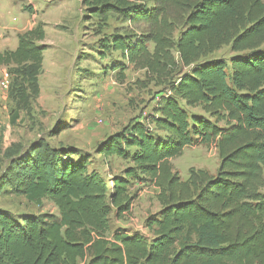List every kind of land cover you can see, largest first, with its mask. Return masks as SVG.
<instances>
[{
  "label": "trees",
  "instance_id": "16d2710c",
  "mask_svg": "<svg viewBox=\"0 0 264 264\" xmlns=\"http://www.w3.org/2000/svg\"><path fill=\"white\" fill-rule=\"evenodd\" d=\"M84 19L102 36L109 22L126 25L101 40V53L120 52L162 87L153 116L117 133L100 152L130 161L112 186L89 159L36 143L7 175L26 200L55 204L58 217L23 223L0 213V264H264V1L83 0ZM43 24L19 36L0 65L38 92ZM224 47L244 57L207 60ZM18 82V80H17ZM18 95L29 101L21 81ZM201 108L204 118L190 116ZM223 122L225 127H219ZM201 140L215 144L221 163L211 175L191 169L187 180L171 160ZM131 149L135 151L130 152ZM136 182L159 190L162 209L148 238L118 229L132 211ZM9 183V182H8Z\"/></svg>",
  "mask_w": 264,
  "mask_h": 264
},
{
  "label": "rangeland",
  "instance_id": "374dc122",
  "mask_svg": "<svg viewBox=\"0 0 264 264\" xmlns=\"http://www.w3.org/2000/svg\"><path fill=\"white\" fill-rule=\"evenodd\" d=\"M82 2L0 0V53L16 50L19 36L40 23L46 33L40 43L45 51L37 93L17 75L16 66L0 65V181L11 161L31 154V148L40 141L76 152L72 159L87 157L89 169L99 172L110 186L131 166L130 161L102 154L100 148L113 135L128 134L130 125L153 116L163 88L155 86L145 71L130 65L120 52L101 53V40L126 25L111 20L99 36L95 26L85 21ZM237 56L244 57L245 53L224 47L207 60H223L231 72V60ZM19 81L27 89V102L15 88ZM189 115L216 123L200 107L189 110ZM220 163L216 145L201 140L171 160L174 172L184 181L191 169L215 175ZM10 182L7 178L0 184V213L21 223L28 217H58L54 203L46 199L35 205ZM131 192L138 193L132 211L121 219L112 214L110 234L121 229L151 238L146 222L159 216L162 209L159 190L150 182H136Z\"/></svg>",
  "mask_w": 264,
  "mask_h": 264
},
{
  "label": "built area",
  "instance_id": "2783aa9c",
  "mask_svg": "<svg viewBox=\"0 0 264 264\" xmlns=\"http://www.w3.org/2000/svg\"><path fill=\"white\" fill-rule=\"evenodd\" d=\"M3 85H4V86H6V84H5V83H3Z\"/></svg>",
  "mask_w": 264,
  "mask_h": 264
},
{
  "label": "crops",
  "instance_id": "0c3cea01",
  "mask_svg": "<svg viewBox=\"0 0 264 264\" xmlns=\"http://www.w3.org/2000/svg\"><path fill=\"white\" fill-rule=\"evenodd\" d=\"M58 215V214H57Z\"/></svg>",
  "mask_w": 264,
  "mask_h": 264
}]
</instances>
